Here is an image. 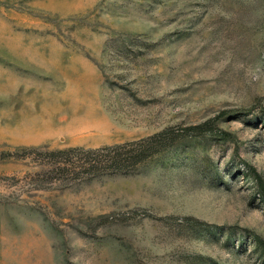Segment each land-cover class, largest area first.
Listing matches in <instances>:
<instances>
[{"label":"rangeland","instance_id":"1","mask_svg":"<svg viewBox=\"0 0 264 264\" xmlns=\"http://www.w3.org/2000/svg\"><path fill=\"white\" fill-rule=\"evenodd\" d=\"M156 134L71 185L26 154ZM0 264H264V0H0Z\"/></svg>","mask_w":264,"mask_h":264},{"label":"trees","instance_id":"2","mask_svg":"<svg viewBox=\"0 0 264 264\" xmlns=\"http://www.w3.org/2000/svg\"><path fill=\"white\" fill-rule=\"evenodd\" d=\"M214 131L212 120L182 128L183 132ZM221 132V131H218ZM161 134L134 141L103 146L99 148L71 147L66 149H27L28 155L37 154L42 163L37 173L45 180L63 185L89 181L116 173H131L162 146Z\"/></svg>","mask_w":264,"mask_h":264}]
</instances>
